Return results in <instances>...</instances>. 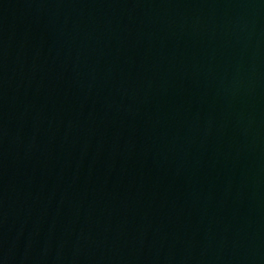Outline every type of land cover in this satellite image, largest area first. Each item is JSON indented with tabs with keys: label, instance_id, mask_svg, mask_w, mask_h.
Returning <instances> with one entry per match:
<instances>
[{
	"label": "water",
	"instance_id": "95a60500",
	"mask_svg": "<svg viewBox=\"0 0 264 264\" xmlns=\"http://www.w3.org/2000/svg\"><path fill=\"white\" fill-rule=\"evenodd\" d=\"M0 264H264V0H0Z\"/></svg>",
	"mask_w": 264,
	"mask_h": 264
}]
</instances>
